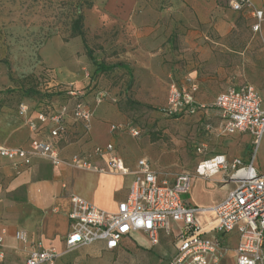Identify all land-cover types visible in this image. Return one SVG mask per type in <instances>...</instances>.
I'll return each instance as SVG.
<instances>
[{
    "label": "rangeland",
    "instance_id": "1",
    "mask_svg": "<svg viewBox=\"0 0 264 264\" xmlns=\"http://www.w3.org/2000/svg\"><path fill=\"white\" fill-rule=\"evenodd\" d=\"M129 2L118 0V5ZM107 3L0 0V114H15L20 102L39 97L37 90L58 101L64 85L85 89L96 108L92 138L83 145L112 142L125 160L147 156L163 176L188 172L191 189L184 198L214 204L231 182L224 170L199 176V162L219 154L249 162L256 152L254 138L209 132L203 113L175 117L164 108L171 85L190 80L198 84L196 99L208 106L222 91L244 83L254 85L264 100V21L254 31L251 12L233 10L230 0H134L130 17L123 19L108 14ZM253 3L264 10V0ZM80 12L87 43L98 62L109 66L106 70H96L82 38L71 37ZM98 89L106 90L107 97L96 105L93 92ZM211 121L218 127L215 117ZM113 124L122 127L111 131ZM132 126L141 130L140 137L131 135ZM75 135L85 138L82 128ZM203 144L206 154L200 155L197 146ZM255 165L264 172V136ZM133 242L145 247L127 259L116 254L115 264H164L169 259L146 238L135 234ZM162 246L171 247L166 241ZM89 247L77 250L89 256Z\"/></svg>",
    "mask_w": 264,
    "mask_h": 264
},
{
    "label": "built area",
    "instance_id": "2",
    "mask_svg": "<svg viewBox=\"0 0 264 264\" xmlns=\"http://www.w3.org/2000/svg\"><path fill=\"white\" fill-rule=\"evenodd\" d=\"M230 5L235 11L249 10L254 18L253 30H261L264 10L255 6L253 0H230ZM60 91L58 101L53 99L40 104L22 101L18 104L19 114L33 132L51 125L48 136L34 137L28 146L0 143V158L16 167H28L36 159H43L54 166L132 175L133 181L127 198L120 202L116 212H108L84 197L72 194L65 251L44 247L38 242L30 246L24 264H57L63 254L98 242L104 244L105 250L114 251L122 247L129 234L138 231L147 234L153 246L159 244L161 233L171 237L176 251L165 264H222L231 249L227 244L231 234L238 236L237 264H264V172L255 165L257 149L264 136V100L254 85L244 83L229 87L218 94L211 106L196 99L198 84L194 80L187 85L173 83L170 87L164 108L166 114L184 117L203 113L206 131L248 133L257 146L249 162L238 157L229 160L225 155L199 162V176H205L212 168L217 172L224 170L228 176L226 182L233 186L224 199L207 207L197 206L184 198L191 189L190 173L163 176L147 157L140 158L135 167H130L112 142L64 156L60 142L69 135L68 119L82 128L85 138L79 135L78 139L86 140L91 130L93 106L85 89L64 85ZM93 95L99 105L107 97V91L98 89ZM213 117L218 127L211 121ZM121 127V124H113L111 131ZM129 130L133 137H140L138 127L132 126ZM197 153L205 155L206 145L197 146ZM209 162L212 168H209ZM5 235L6 230H1L0 247ZM16 237L29 243L24 231H18Z\"/></svg>",
    "mask_w": 264,
    "mask_h": 264
},
{
    "label": "crops",
    "instance_id": "3",
    "mask_svg": "<svg viewBox=\"0 0 264 264\" xmlns=\"http://www.w3.org/2000/svg\"><path fill=\"white\" fill-rule=\"evenodd\" d=\"M133 1L130 0L127 7L120 8L118 0H108L106 12L110 15H119L122 19L130 17ZM24 102L30 104L29 101ZM95 108L93 107L92 120L95 119ZM50 126L41 127L36 133L28 127L24 117L19 114L18 108L13 115L1 113L0 143L9 146H28L34 137L46 138ZM68 128L69 135L60 142L63 155L70 156L75 152L88 149L83 145V140L78 139L79 135H75V131H80L79 124L74 125L71 119H68ZM88 137L92 138L90 133ZM142 157L147 156H141L134 161L125 160V162L130 167H135ZM97 162L101 163L100 160ZM153 166L157 169L154 164ZM132 181V175L102 173L70 168L65 165L54 166L43 159H36L28 167H16L10 161L0 158V231L6 230L4 243L0 247V253H2L0 264H24L30 246L38 242H41L44 247H54L58 251H65V238L70 230L71 195H80L108 212H116L120 202L127 198ZM232 187L231 184L220 200L227 196ZM191 202L200 207L214 205H201L195 200ZM18 231L26 232L29 243L25 244L16 237ZM135 234L141 239L146 238L153 247L147 234L140 231L132 232L125 238L122 247L117 250L107 251L104 244L98 242L85 250L89 256L76 249L63 254L57 264H91V262L115 264L116 254L125 256L127 259L130 256L129 253H137L145 247L143 243L133 242ZM165 241L171 245L170 248L162 246ZM237 242L236 234L227 237V244L231 249L227 252L222 264H237L235 251ZM154 246H159L161 251L164 250L165 254H169L168 260L176 251L173 240L164 233L160 235L159 244ZM126 248L129 251H126ZM108 254L110 256L106 257L105 255Z\"/></svg>",
    "mask_w": 264,
    "mask_h": 264
},
{
    "label": "trees",
    "instance_id": "4",
    "mask_svg": "<svg viewBox=\"0 0 264 264\" xmlns=\"http://www.w3.org/2000/svg\"><path fill=\"white\" fill-rule=\"evenodd\" d=\"M71 37H81L82 38L83 43H84V48L86 49L88 56L91 58L93 63L96 65V70L103 71V70L108 69L109 66H104L102 63L98 62V60L93 55V50L89 47L87 43V40L85 37V30H84V15L81 12L72 21ZM36 93H38V96H39L38 98H30L27 101L40 104V103H46L48 101L55 99V97L52 94L46 95V94H43L40 90H37Z\"/></svg>",
    "mask_w": 264,
    "mask_h": 264
},
{
    "label": "bare ground",
    "instance_id": "5",
    "mask_svg": "<svg viewBox=\"0 0 264 264\" xmlns=\"http://www.w3.org/2000/svg\"><path fill=\"white\" fill-rule=\"evenodd\" d=\"M208 166H209V168H212V164L210 162L208 163ZM216 173H217L216 169L215 168H212L208 173H206V176L211 177V176H213Z\"/></svg>",
    "mask_w": 264,
    "mask_h": 264
}]
</instances>
